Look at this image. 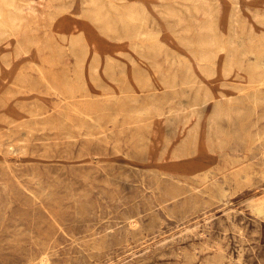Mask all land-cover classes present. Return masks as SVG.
<instances>
[{"label": "rangeland", "instance_id": "374dc122", "mask_svg": "<svg viewBox=\"0 0 264 264\" xmlns=\"http://www.w3.org/2000/svg\"><path fill=\"white\" fill-rule=\"evenodd\" d=\"M44 2L0 27V264H264V0Z\"/></svg>", "mask_w": 264, "mask_h": 264}, {"label": "bare ground", "instance_id": "6f19581e", "mask_svg": "<svg viewBox=\"0 0 264 264\" xmlns=\"http://www.w3.org/2000/svg\"><path fill=\"white\" fill-rule=\"evenodd\" d=\"M113 1V0H112ZM188 1V0H187ZM95 2H96V0H95ZM207 2V1H206ZM89 3V2H88ZM110 3V2H109ZM198 3V2H197ZM204 3H205V1H204ZM111 4H112V2H111ZM196 4V3H195ZM143 5V4H142ZM141 5V7H143ZM205 5H206V3H205ZM94 6V5H93ZM120 7V6H119ZM118 7V8H119ZM145 7V6H144ZM197 7V6H196ZM43 8H45V2H44V0H5V5L4 6H0V27L2 28H5V29H7L8 31L6 32V33H8L9 32V34H11V36L12 37H14L15 36V34H17V32L15 31V29H13L12 27H10L9 28V26H7V25H5L4 24V22L2 21V20H5V17L7 16V15H9L8 13L10 12V10H12V13H13V10L15 11H25V12H27L28 14H36L37 15V12H39V11H41V10H44ZM92 8V7H91ZM90 8V9H91ZM114 8V7H113ZM116 8V7H115ZM198 8V7H197ZM196 8V9H197ZM147 9V8H146ZM145 9V10H146ZM203 9V8H202ZM101 10V9H100ZM117 10V9H116ZM142 10H144L143 8H142ZM45 11V10H44ZM204 11H206V9L204 10ZM203 11V12H204ZM101 12V11H100ZM143 12V11H142ZM207 12V11H206ZM205 12V13H206ZM20 13V12H19ZM44 13V12H43ZM114 13V12H113ZM137 13V12H136ZM15 14V13H14ZM133 14V13H132ZM204 14V13H203ZM202 14V15H203ZM45 15V14H44ZM141 14H139V16H140ZM148 15V14H147ZM171 15V14H170ZM176 15V14H175ZM207 15H209V14H207ZM28 16V15H27ZM34 16V15H33ZM38 16H40V15H38ZM37 16V17H38ZM120 16V15H119ZM130 16V15H129ZM149 16V15H148ZM148 16H147V18H148ZM212 16V15H211ZM36 17V16H35ZM44 17V16H43ZM46 17H48V16H45V18ZM90 17H91V19L92 20H103L105 17H103L99 12H95V11H92V9H91V15H90ZM142 17H143V15H142ZM204 17V16H203ZM205 17H207L208 19H209V17L210 16H206L205 15ZM31 18V17H30ZM41 18V17H40ZM44 18V19H45ZM132 18V17H131ZM145 18H146V16H145ZM110 19V18H109ZM205 19V18H204ZM9 20H12V23H14V20H23L22 18H20V17H18V16H16V14L15 15H10V17H9ZM24 20H25V18H24ZM31 20H33V18L31 19ZM31 20H29L28 22H30ZM38 20V19H37ZM107 20H108V18H107ZM132 20V19H131ZM138 20V19H137ZM148 20V19H147ZM207 20V19H206ZM205 20V21H206ZM105 21V20H104ZM111 21V20H110ZM134 21V20H133ZM199 21V20H198ZM17 22V21H16ZM32 22V21H31ZM37 22V21H36ZM43 22V21H42ZM103 22V21H102ZM107 22H109V21H107ZM201 22V21H200ZM204 22V21H203ZM23 23V22H22ZM27 23V22H26ZM38 23V22H37ZM40 23V22H39ZM209 23H211V21L209 22ZM19 24V23H18ZM21 24V23H20ZM201 24H203V23H201ZM82 25H83V22H82ZM111 25V24H110ZM146 25H148V24H146ZM146 25H145V27H146ZM200 25V24H199ZM203 25H205V24H203ZM19 26V25H18ZM26 26V25H25ZM211 26V25H210ZM20 27V26H19ZM254 27V26H253ZM23 28V27H22ZM21 28V29H22ZM28 28V27H27ZM91 28V27H90ZM113 28V27H112ZM117 28V27H116ZM210 28V27H209ZM25 29V28H24ZM86 29H88L89 30V28H87L86 27ZM109 29V28H108ZM121 29H122V27H121ZM203 29V28H202ZM212 29V28H211ZM214 29V28H213ZM115 30V29H114ZM167 30V29H166ZM22 31V30H21ZM87 31V30H86ZM90 33H94V31L92 30V28L90 29ZM112 31V30H111ZM119 31H120V29H119ZM140 31V30H139ZM214 31V30H213ZM212 31V32H213ZM238 31V30H237ZM236 31V32H237ZM240 31V30H239ZM117 32V31H116ZM122 32V31H121ZM151 32V31H150ZM201 32V31H200ZM199 32V33H200ZM4 32H2V31H0V37L2 36V34H3ZM98 33V32H97ZM104 33H106V31H104ZM114 33V32H113ZM146 33V32H145ZM215 33V32H214ZM95 34V33H94ZM138 34V33H137ZM137 34H135V36L137 35ZM152 34V33H151ZM150 34V35H151ZM197 34H198V32H197ZM26 35V34H25ZM24 35V36H25ZM107 35V34H106ZM115 35V34H114ZM133 35H134V33H133ZM146 35V34H145ZM204 35V34H203ZM5 36V34L3 35V37ZM7 36H9V35H7ZM75 36H77V35H75ZM110 36H112V35H110ZM110 36H108V37H110ZM215 36H217V35H215ZM6 37V36H5ZM5 37H4V39H5ZM10 37V36H9ZM147 37V36H146ZM149 37V36H148ZM210 37V36H209ZM218 37V36H217ZM232 37V36H231ZM35 38V37H34ZM36 38H38V37H36ZM76 38V37H75ZM91 38V37H90ZM205 38V37H204ZM220 38V37H219ZM218 38V39H219ZM221 38H222V36H221ZM10 39V38H9ZM26 39H28L27 37H26ZM38 39H40V38H38ZM109 39V38H108ZM119 39H120V37H119ZM122 39V38H121ZM130 39V38H129ZM183 39V38H182ZM198 39V38H197ZM229 39V38H228ZM2 40V39H1ZM0 40V41H1ZM21 40V39H20ZM23 40V39H22ZM21 40V41H22ZM37 40V39H36ZM127 40V39H126ZM184 40V39H183ZM187 40V39H186ZM221 40V39H220ZM19 41V40H18ZM20 41V42H21ZM185 41V40H184ZM194 41H195V38H194ZM197 41V40H196ZM212 41V40H211ZM14 42V41H13ZM12 42V40H11V43H13ZM41 42V41H40ZM123 42V41H122ZM128 42V41H127ZM181 42V41H180ZM187 42H189V41H187ZM186 41H185V43H187ZM193 42V41H192ZM209 42H210V39H209ZM208 42V43H209ZM215 42V41H214ZM218 42V41H217ZM223 42V41H222ZM227 42V41H226ZM25 43V40H24V42H23V44ZM48 43V42H47ZM104 44H105V42H103ZM102 43V44H103ZM120 43V42H119ZM183 43V42H182ZM184 43V44H185ZM198 43V42H197ZM211 43V42H210ZM229 43V42H228ZM18 44H19V42H18ZM39 44V43H38ZM42 44V43H41ZM40 44V45H41ZM73 44V43H72ZM124 44V43H123ZM130 44V43H129ZM192 44V43H191ZM207 44V43H206ZM219 44V43H218ZM222 44V43H221ZM234 44H235V42H234ZM237 44V43H236ZM36 45V44H35ZM46 45V44H45ZM48 45V44H47ZM117 45V44H116ZM119 45V44H118ZM179 45V44H178ZM185 45H188V44H185ZM264 45V44H263ZM29 46V45H28ZM27 46V47H28ZM38 46V45H37ZM106 46V45H105ZM121 46V45H120ZM130 46V45H129ZM181 46V45H180ZM191 46V45H190ZM193 46V45H192ZM191 46V47H192ZM213 46V45H212ZM215 46H216V44H215ZM89 47V46H88ZM94 47V46H93ZM198 47H199V45H198ZM219 47V46H218ZM228 47V46H227ZM230 47V46H229ZM233 47H234V45H233ZM255 47V46H254ZM263 47V46H262ZM12 48V47H11ZM19 48H21V47H19ZM22 48H24L23 46H22ZM207 48V47H206ZM205 48V49H206ZM256 48V47H255ZM17 49V48H16ZM27 49V48H26ZM75 49H76V47H75ZM92 49V48H91ZM208 49V48H207ZM216 49V48H215ZM217 49H220V48H217ZM233 49V48H232ZM250 49V48H249ZM20 50H22V51H20V52H22V53H26L27 51H25V49H20ZM24 50V51H23ZM78 50V49H77ZM221 50V49H220ZM239 50V49H238ZM258 50V48L256 49V51ZM264 50V49H263ZM84 51V50H83ZM206 51V50H205ZM209 51V50H208ZM233 51V50H232ZM237 51V50H236ZM246 51V50H245ZM251 51V50H250ZM15 52V51H14ZM93 51H91V53H92ZM120 52H122V51H120ZM213 52H214V50H213ZM218 52V51H217ZM229 52H231V51H229ZM228 52V53H229ZM252 52V51H251ZM264 52V51H263ZM12 53V52H11ZM80 54L82 53V51L81 52H79ZM79 53H77V54H79ZM207 53H211V50L209 51V52H207ZM13 54V53H12ZM88 54V53H87ZM89 54H90V52H89ZM197 54H199L198 52H197ZM214 54V53H213ZM235 54H237V53H235ZM235 54L233 53V54H231L230 56L231 57H235ZM246 54V53H245ZM252 54V53H251ZM259 54H261V53H259ZM219 55V54H218ZM1 56H3V55H1ZM6 56H8V55H6ZM6 56H5V58H6ZM211 57H213V55H210ZM259 56V55H258ZM93 57V56H92ZM12 58V57H11ZM14 58V57H13ZM113 58V57H112ZM206 58V57H205ZM217 58H219V57H217ZM258 58V57H257ZM2 59V58H1ZM15 59V58H14ZM86 59V58H85ZM99 59V58H98ZM101 59V58H100ZM216 59V58H215ZM230 59V58H229ZM236 59V58H235ZM260 59V58H259ZM103 60V59H102ZM101 60V61H102ZM201 60V59H200ZM263 60V59H262ZM94 61H95V59H94ZM107 61H109V60H107ZM106 61V62H107ZM115 61H116V58H115ZM205 61V60H204ZM211 61H213V60H211ZM6 62H7V64L8 65H10L11 67H13V68H15V63H16V60H15V62H12V61H10V57H7V60H6ZM78 62H80V61H78ZM84 62V61H83ZM99 62V61H98ZM104 62H105V60H104ZM105 62V63H106ZM201 62V61H200ZM207 62V61H206ZM229 62V61H228ZM228 62H227V64H228ZM233 62H234V60H233ZM209 63V62H208ZM211 63V62H210ZM212 63H214V62H212ZM79 64V63H78ZM81 64V63H80ZM91 64H93V63H91ZM99 64V63H98ZM113 64V63H112ZM112 64H111V66H112ZM264 64V63H263ZM1 65H2V63H1ZM3 65H4V63H3ZM97 65V64H96ZM95 65V66H96ZM114 65V64H113ZM108 66H109V64H108ZM6 67V66H5ZM97 67V66H96ZM99 67H100V65H99ZM213 67V66H212ZM259 67V66H258ZM1 68V67H0ZM94 68V67H93ZM203 68V67H202ZM206 68V67H205ZM204 68V69H205ZM208 68V67H207ZM8 69V68H7ZM9 69H11V68H9ZM8 69V70H9ZM190 69V68H189ZM227 69V68H226ZM82 69H80V71H79V69H78V71H77V74H76V76H75V78L71 81V82H69V83H66V84H62V86L60 85V86H57V85H54V87H56V88H59V89H61V90H63L62 91V93L64 94V99H66V104L65 105H69L70 106V110H72V111H74V112H76V113H78L79 115H82V118L83 119H91V120H93L94 118L92 117V114H93V111H92V109L89 107V108H81V107H79V106H77V103H76V101L75 100H73L76 96H77V93L79 92V91H81V96L82 97H85V96H89V97H91L92 96V94L90 93V91H89V89H88V86L85 84V78H84V74H82V71H81ZM107 70V69H106ZM261 70V69H260ZM2 71H3V67H2ZM1 71V72H2ZM10 71V70H9ZM5 72H7V70L5 71ZM12 72H14V70L12 71ZM204 72V71H203ZM213 72V71H212ZM256 72V71H255ZM262 72V71H261ZM214 73V72H213ZM212 73V74H213ZM10 74V73H9ZM98 74V73H97ZM206 74V73H205ZM3 75V74H2ZM210 75V74H209ZM225 75V74H224ZM223 75V76H224ZM261 75V74H260ZM7 76V75H6ZM96 75H93V76H91V80L96 84L97 82H98V78H96L95 77ZM190 76V75H189ZM188 76V77H189ZM192 76V75H191ZM98 77V76H97ZM260 77V76H259ZM264 77V76H263ZM3 78V77H2ZM5 78V77H4ZM7 78V77H6ZM185 78V77H184ZM196 78V77H195ZM195 78L193 79V80H195ZM184 80H186V79H184ZM259 80V79H258ZM196 81V80H195ZM185 82V81H184ZM263 82V81H262ZM99 83V82H98ZM189 83H190V81H189ZM84 86V87H82V86ZM185 85H186V83H185ZM184 85V86H185ZM192 85H193V83H191L190 84V86L192 87ZM195 87V86H194ZM185 88V87H184ZM194 89V88H193ZM197 89V88H196ZM182 90V89H181ZM185 89H183L181 92H183ZM188 90V89H187ZM186 90V91H187ZM83 91V92H82ZM180 91V90H179ZM185 91V92H186ZM197 91H198V89H197ZM203 91V90H202ZM80 93V92H79ZM189 93H190V91H189ZM198 93V92H197ZM205 93V92H204ZM210 94H212V93H210ZM35 95V94H34ZM80 95V94H79ZM179 96V95H178ZM196 96H197V94H196ZM205 95L203 94V97H204ZM206 96H207V94H206ZM177 98V97H176ZM182 98V97H181ZM197 98H199V97H197ZM197 98H196V100H197ZM175 99V98H174ZM173 99V100H174ZM195 99V98H194ZM207 100V99H206ZM205 99H204V101H203V99H202V102L201 101H195V102H193V103H191V105L189 104L188 106L189 107H192V109L194 110L193 111V113L194 112H197V113H199L200 114V112L202 113V111L205 109V107H206V101ZM210 100V99H209ZM216 100V99H215ZM214 100V101H215ZM75 101V102H74ZM218 101V100H217ZM217 101H216V103H217ZM192 102V101H191ZM185 103V102H184ZM208 103V102H207ZM215 103V102H214ZM177 104H179V103H177ZM186 105H187V103H186ZM186 105H178V106H170V108H169V119H171L172 117H175L176 115H178V113L180 114V112H182V111H184V109L187 107ZM217 105V104H216ZM52 107V106H51ZM212 108H213V106H212ZM216 108V107H215ZM191 109V108H190ZM218 109V108H217ZM157 110L159 111V113L160 114H163V111H162V109H158L157 108ZM188 110V109H187ZM192 111V110H191ZM143 112V111H142ZM185 112V111H184ZM187 112V111H186ZM219 112V111H218ZM192 113V112H191ZM191 113H190V115H191ZM192 113V114H193ZM195 114V113H194ZM219 114H220V112H219ZM189 115V116H190ZM198 115V114H197ZM215 115H216V112H212L211 113V116L212 117H215ZM193 116V115H192ZM199 116V115H198ZM219 116V115H218ZM178 117V116H177ZM182 117V116H181ZM186 117V119L188 120V118H187V116H185ZM184 117V118H185ZM194 117V116H193ZM180 119V118H179ZM190 119V118H189ZM176 120V119H175ZM183 120V119H182ZM97 121H98V119H97ZM199 121V120H198ZM209 121H211V120H209ZM216 122H217V120H215ZM214 121V122H215ZM99 122V121H98ZM175 122H178V120L177 121H175ZM184 122H187V121H184ZM188 122H190V120L188 121ZM93 123V122H92ZM95 123V122H94ZM197 123V122H196ZM188 124V123H187ZM97 125V124H96ZM183 125H185V128H186V124H183ZM216 125V124H215ZM175 126V125H174ZM182 126V125H181ZM211 126H212V124H211ZM211 126H210V129H211ZM175 128V127H174ZM209 128V127H208ZM189 129V128H188ZM190 130V129H189ZM176 130H174V132H175ZM182 131H183V129H182ZM195 131V130H194ZM176 134V133H175ZM195 134H197V133H195ZM195 138V137H194ZM211 139V138H210ZM184 140V139H183ZM180 143H182V142H180ZM70 206V205H69ZM95 208V207H94ZM228 218V217H227ZM208 231V230H207ZM206 242V241H205ZM213 246V245H212ZM193 249V248H192ZM193 254V253H192ZM84 255V254H83ZM182 257V256H181ZM85 259V258H84ZM48 261V257L47 256H44V257H42V259H41V262H47ZM39 262V261H38ZM235 262V261H234ZM246 264V263H245Z\"/></svg>", "mask_w": 264, "mask_h": 264}]
</instances>
